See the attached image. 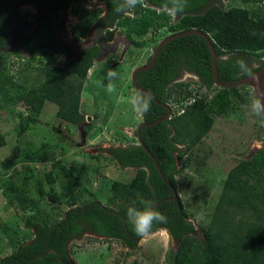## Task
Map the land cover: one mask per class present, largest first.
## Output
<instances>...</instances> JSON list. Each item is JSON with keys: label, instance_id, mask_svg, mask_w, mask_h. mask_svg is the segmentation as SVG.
Instances as JSON below:
<instances>
[{"label": "trees", "instance_id": "1", "mask_svg": "<svg viewBox=\"0 0 264 264\" xmlns=\"http://www.w3.org/2000/svg\"><path fill=\"white\" fill-rule=\"evenodd\" d=\"M145 1L151 6L144 7L138 1L131 8L133 15H130L128 0H106L112 22L117 19L118 26H125L121 32L137 46L141 43L134 42L131 33H146L150 24L168 27L172 34L195 28L205 32L212 42L217 56V77L221 82H235L247 76L249 70L255 72L264 63V13L255 17L248 9L240 6L224 7L215 3L208 6L212 0ZM69 2L0 0V109L23 102L32 113H39L46 101H49L58 106L56 115L60 119L76 125L84 121V114L80 111L82 81L100 53L98 46L81 50L76 57L59 66L55 64L57 58L70 52L66 43L63 47L53 46L45 58H37L36 45H31L29 41L39 34L29 31L21 35L20 40L25 42V49L29 51V62L37 61L42 67L46 61L41 81L28 88L23 81L16 80L7 64L11 23L15 24L16 33L27 26L19 7L22 4H33L41 13H54L57 16L59 11L67 10ZM121 7L126 10L117 11ZM174 7L182 8V11L174 12ZM167 12L176 17L174 26L169 24ZM97 15V10L89 13L81 33L87 30ZM49 23L47 27L53 28L55 22L52 20ZM108 34L111 36L113 33L111 31ZM78 35L75 33L76 39H79ZM42 42L43 39L40 40ZM51 42L54 44V40L50 39ZM13 53L22 55L19 51ZM250 55L258 59L262 57L257 66L249 63ZM183 72L194 74L203 88L213 89L212 95L195 94L191 97L189 83L180 80ZM138 76V85L159 102L170 106L168 101L172 100L178 108L182 101L190 99L177 114L154 122L165 111L164 108L146 94L138 92V97L150 98L149 111L139 113L144 122H154L142 127V142L157 160L165 180L140 144L109 149L110 157L121 167L135 169L128 183H111L112 195L108 202L114 203L117 199L125 201L118 203L117 209L97 200L77 206V184L65 181L58 193L52 186L55 178L52 172H48L47 181L51 184L49 198L61 201L66 197L75 207L63 212L61 219L54 224L44 222L39 209H35L34 213L26 217L24 224L27 229L33 230V237L28 241L16 239V249L1 257L0 264H71L67 245L84 231L119 240L134 249L140 236L132 230L126 213L129 207H141V202L145 200L151 201L154 206L158 204L155 209L165 217L164 222L155 224L150 233L165 229L177 242L176 251L170 256V264H264L263 127L259 126L263 138L262 148L250 157L240 159L227 173L209 225L201 230V238L195 235L196 228L178 195L174 178L183 157L210 131L214 116L226 113L233 97L241 103H252L255 100L252 88L246 84L232 88L215 85L208 45L200 35L192 33L167 41L159 50L155 63L149 69L140 71ZM33 122V115L24 116L19 122L17 134L24 133ZM5 144L6 140L0 134V147ZM45 151L37 150L33 155L46 161L49 152ZM29 159L21 146L15 144L10 154L0 161V169L7 174L17 164ZM59 163L56 167L63 170L64 167ZM13 184V180H9L6 189H12L13 197L20 198L22 194ZM9 201L12 202L11 199Z\"/></svg>", "mask_w": 264, "mask_h": 264}, {"label": "rangeland", "instance_id": "2", "mask_svg": "<svg viewBox=\"0 0 264 264\" xmlns=\"http://www.w3.org/2000/svg\"><path fill=\"white\" fill-rule=\"evenodd\" d=\"M84 1L86 3L81 0L70 2L67 10L59 11L57 16L41 13L33 4L19 7L27 26L16 33L15 24L11 23V40L7 46V51H10L7 64L16 80L23 81L28 88L35 86L41 81L42 69L46 66V61L42 67L37 61H28L29 51L20 36L29 31L38 32L39 35L29 42L36 45L37 58H45L53 46L52 42L49 43L50 39L56 41L55 45H60L72 39L69 32L74 36L80 30V25L77 28L75 24L87 18L95 3V0ZM218 3L224 7H244L255 17L264 13V1L220 0ZM85 4L86 8L83 7ZM166 18L170 25L176 24L173 13L167 12ZM52 20L55 25L48 28ZM118 29L123 31L125 26L121 25ZM170 34L172 32L168 27L150 24L146 33L130 35L134 42L141 43L140 46L133 43L135 47L128 42L125 46L118 44L120 60L116 57V62L115 59L94 62L82 81L80 111L85 118L78 125L57 117L58 106L49 101L39 113H32L23 102L0 109V134L6 140V144L0 147V161L10 154L15 144H19L23 153L30 157L29 161L17 164L7 174L0 169V258L16 249V239L28 241L33 237V230L27 229L24 224L26 217L35 209H39L44 222L54 224L61 219L63 212L75 207L66 197L61 201L49 198L51 184L47 181L48 172H52L55 178L52 186L58 193L65 181L77 184V206L97 200L117 209L118 203L125 202L121 199L108 202L112 195L111 183H128L135 169L121 167L110 157L109 149L137 144L134 132L142 116L132 104L135 89L130 83L131 70L145 64L153 47ZM119 35L117 43H121ZM73 40L72 46L78 48L79 39L74 36ZM123 49L125 51L121 52ZM13 51L22 55L17 56ZM66 59L63 53L56 64L62 66ZM261 59L254 55L248 57L252 66H257ZM110 62L116 64L113 69ZM110 71H115L117 76L109 78ZM180 80L189 83L191 97L213 93V89L200 86L198 78L192 73L183 72ZM232 99L229 110L214 116L210 131L183 157L174 175L178 195L194 223L198 238L202 237L201 230L209 225L227 173L240 159L250 157L263 146L258 117L250 111L251 103H241L235 97ZM189 100L182 101L178 108L169 100L172 113L180 111ZM30 114L35 117V122L18 135L19 122ZM37 150H48V160L34 157L33 153ZM57 163L66 171L56 167ZM9 180H13L14 188L20 190V198L13 197L12 189H6ZM176 246L177 242L167 230L158 229L141 236L134 249L119 240L84 233L70 240L67 250L71 264H170V256L176 251Z\"/></svg>", "mask_w": 264, "mask_h": 264}, {"label": "flooded vegetation", "instance_id": "3", "mask_svg": "<svg viewBox=\"0 0 264 264\" xmlns=\"http://www.w3.org/2000/svg\"><path fill=\"white\" fill-rule=\"evenodd\" d=\"M138 1L139 2H142V5L144 7L151 6L145 0H138ZM218 1H220V0H212L208 4V6H210L212 3L213 4L214 3L215 4H219ZM70 2H72V1L70 0ZM70 2H69V4H70ZM81 2L86 3V1H84V0H81ZM84 7L86 8V4L84 5ZM96 10L98 11V15L88 25L87 30L85 32L81 33V31L83 29V26H84V23H85V20L87 18L84 19L83 22H79L78 24H75V26L77 25L76 26L77 28L80 25L79 26L80 27V30H78L77 32H75V33H78L79 34L78 35V38H79V40H78V42H79L78 48L72 46V44H74V42H73L74 40L73 39H74L75 33H74V36H73L71 32H69V35H71L70 37L72 39L70 38L71 40L69 42L64 41V42H62L59 45V46L63 47V44L66 43V45L68 46V49L70 51L68 54H65V56L67 57V59L64 62H67L69 59H71L73 57H76L81 50H83L85 48H88V47H91V46H98L99 51H100L99 55L94 59L93 63L96 62V61H98V62L99 61H108L109 62L110 60L113 61L114 59H115V62H116V57H117V60L118 59L120 60V54H117L120 51L118 44H123L125 46L126 43L128 42L130 45H134L132 43V41L129 40L128 37L125 34H123L121 32V30L118 29V27H119L118 26V20L115 19L112 22L109 14H108V8H107V5H106V0H95V3L91 7V10H90L89 13H92V12H94ZM132 11L133 10L131 8L128 9V13H130V15H133L131 13ZM87 17H89V15ZM111 31H112L113 34L111 36H109L108 32H111ZM117 35H119V37H120L119 40H121V43H117L118 42V40H117L118 38H116ZM55 44H56V41L54 42L53 46H55ZM157 44L153 47L152 52H151V54L149 56V60L147 62H145V65L151 63V61H152V55H153V53H154V51L156 49ZM53 46L50 48V51L52 50ZM134 46L137 47L136 45H134ZM122 51H125V50L123 49V50H121V52ZM115 62H112V63L110 62V68L111 69H113L115 67V65H116ZM55 64H56V61H55ZM149 68H147V69H149ZM147 69H144V70H147ZM133 70H131V74H132V71ZM139 72L140 71H138L135 74V81H136V83H137V78H139V76H138L139 75ZM131 74H130V83L132 84L133 88L135 89L134 84H133V82L131 80ZM134 91H135L134 92V96L138 97V92L139 91H136V90H134ZM160 103H162V102H160ZM162 104L163 105H161V104L160 105L164 108L165 111L162 112V115L160 117H158L156 120H154V122H160L162 120H166L167 118H170L173 115L177 114L175 112L172 113V110H171L170 106L167 103H162ZM154 122H151V123H154ZM151 123L144 122L143 117H142V121L139 123V125L141 124L139 130L135 129V132H134L135 133V139L137 140V144H140L139 143V140H138L139 137L142 140V137L140 135L141 134L142 127L143 126H146V125L148 126V124H151ZM122 147H125V146H122ZM84 233L95 234V233H91V232H88V231H84Z\"/></svg>", "mask_w": 264, "mask_h": 264}, {"label": "clouds", "instance_id": "4", "mask_svg": "<svg viewBox=\"0 0 264 264\" xmlns=\"http://www.w3.org/2000/svg\"><path fill=\"white\" fill-rule=\"evenodd\" d=\"M129 7L134 8L138 3V0H128ZM126 9L121 7L117 11L123 12ZM174 12L182 11V8L174 7ZM246 75L249 76L252 84V93L256 96L255 100L250 104V111L254 113L259 119L258 124L260 127H264V99H261L256 93V88L259 84L260 77L257 74H254L249 70ZM109 78L117 76L115 71H110L108 73ZM111 91V89H109ZM139 101V103L137 102ZM150 98L136 97L133 96L132 104L136 107L137 111L140 113H147L149 111V102ZM141 207L132 206L129 207L126 213L127 220L132 226V230L137 236H144L150 233L155 226V224L162 223L165 220V217L162 213L157 211L151 201H142Z\"/></svg>", "mask_w": 264, "mask_h": 264}, {"label": "water", "instance_id": "5", "mask_svg": "<svg viewBox=\"0 0 264 264\" xmlns=\"http://www.w3.org/2000/svg\"><path fill=\"white\" fill-rule=\"evenodd\" d=\"M198 34L200 35L204 40L205 42L207 43L208 45V48L210 50V54H211V62H212V76H213V79H214V84L217 85V86H220V87H227V88H232V87H238L242 84H246L248 85L249 87L252 88V84L253 82L250 80L249 76H244L240 79H238L237 81L235 82H231V83H228V82H221L218 77H217V71H216V68H217V56H216V53H215V50H214V47L212 45V42L209 38V36L201 31V30H198V29H195V28H192L190 30H183V31H180V32H177V33H174V34H170L168 35L167 37L163 38L162 40H160L156 46V49L152 55V61L150 64H144V65H141V66H138L136 68H134V70L132 71V74H131V80L134 84V87H135V90L136 91H139V92H142L144 94H146L148 97H150L151 99H153L155 102L163 105L162 103H160L158 100L155 99V97L150 93L148 92L146 89L140 87L136 81H135V74L138 72V71H142L144 69H147L149 68L151 65H153L156 61V55L158 53V51L160 50V48L169 40L175 38V37H178V36H182V35H186V34ZM254 74H257L259 75L260 77V80H259V84L256 88V93L259 95V97L261 99H264V63L262 64V66L256 70L255 72H253ZM256 98V96H255ZM141 124L137 126V130H139ZM263 132H264V127H263ZM139 143L140 145L143 146L144 150L146 151V153L152 158L156 168L158 169V172L160 173L161 177L163 180H165V177L164 175L162 174L160 168H159V165H158V162L157 160L155 159V157L152 155V153L147 149V147L144 146L141 138L139 137ZM158 204H155V206H157ZM154 206V207H155ZM141 238V236L139 237Z\"/></svg>", "mask_w": 264, "mask_h": 264}, {"label": "bare ground", "instance_id": "6", "mask_svg": "<svg viewBox=\"0 0 264 264\" xmlns=\"http://www.w3.org/2000/svg\"><path fill=\"white\" fill-rule=\"evenodd\" d=\"M141 80V79H140ZM188 85V84H187ZM187 87V86H186Z\"/></svg>", "mask_w": 264, "mask_h": 264}]
</instances>
